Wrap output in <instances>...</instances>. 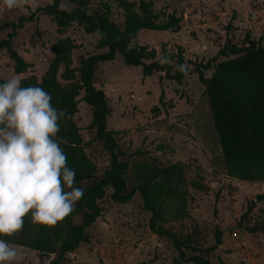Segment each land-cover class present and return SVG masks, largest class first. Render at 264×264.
Listing matches in <instances>:
<instances>
[{"label":"rangeland","instance_id":"obj_1","mask_svg":"<svg viewBox=\"0 0 264 264\" xmlns=\"http://www.w3.org/2000/svg\"><path fill=\"white\" fill-rule=\"evenodd\" d=\"M52 0H29L24 8L8 10L0 0V21L17 22L28 18L36 9ZM125 1L136 10L141 0H94L91 10L100 3L110 6V19L122 26ZM161 16L181 17L176 31H140L138 43L154 48L182 51L187 65L206 64L227 44L239 46L248 42L264 46V0H146ZM67 10L72 5L63 3ZM10 29L0 30V40ZM69 38L75 44L72 67L81 59L104 52L98 47L99 34H88L73 23L59 32L46 15L27 20L13 39V49L30 65L17 74L7 52H0V78L20 80L34 75L38 80L51 63L55 42ZM223 58L211 63L216 65ZM213 70L204 72L210 77ZM94 85L108 99L111 112L107 129L115 136L128 164L127 184L134 185L152 176L151 170L177 164L182 168L178 182L179 196L165 199L163 227L181 240L200 250L186 251L187 256L201 254L211 264H264V182H249L227 174L223 155L211 115L205 87L197 75H186L180 83L167 81L163 73L145 77L140 67L126 66L120 56L99 63ZM74 121L83 139V151L101 177L110 158L96 139L92 128L91 108L78 97ZM89 184L84 182L82 186ZM111 190L99 201L101 215L86 229L88 241L66 253L58 264H191L178 259L172 242L149 228L150 213L136 192L125 204L110 199ZM263 196L262 200L258 197ZM62 224L58 221L56 224ZM80 224L81 217L75 216ZM30 215L22 231L0 236L14 244L22 254L16 264H51L57 253L40 255L28 243L40 227ZM222 232V243L211 249L216 232Z\"/></svg>","mask_w":264,"mask_h":264},{"label":"trees","instance_id":"obj_2","mask_svg":"<svg viewBox=\"0 0 264 264\" xmlns=\"http://www.w3.org/2000/svg\"><path fill=\"white\" fill-rule=\"evenodd\" d=\"M93 1L52 0L50 4L36 9L28 18L19 17L17 22L10 23L0 21V30L10 29L6 37L0 40V52L8 53L17 74L27 72L30 65L13 49L12 42L24 23L35 15L51 17L59 32L73 23L88 34L97 32L100 37L98 47L105 49L81 59L79 66L72 67L75 44L69 38H61L55 42L53 59L40 80L34 75L21 80L22 87L45 89L52 97L53 106L66 111L67 118L59 122L60 131L55 139L67 155V166L75 169L74 186L84 190L74 211L61 220L62 224L40 227L37 236L28 245L40 255L56 252L57 258L51 264H58L66 253L75 251L80 244L88 241L86 229L100 217L99 201L108 190L112 191L110 199L117 204L129 202L137 192L144 209L150 213V230L172 242L180 262L211 264L201 254L187 256L188 250H200L162 225L165 199L179 196L177 183L183 180L179 165L154 168L150 178L131 188L128 186V164L122 159L123 152L115 137L118 132L107 129L111 109L104 92L94 85V72L99 63L112 61L118 55L126 66L140 67L145 77L163 73L167 81L180 83L186 75H197L205 87L227 174L243 181L264 182V46L255 42L241 46L227 44L214 59L206 64L188 65L190 70L182 73L176 67L177 64H186L182 51L174 53L162 49L161 56L170 54V63L162 65L158 52L140 45L137 39L140 31L178 30L182 21L180 16L169 14L163 17L154 10L150 1L141 0L136 10L123 1L124 20L120 26L110 19V6L107 3L102 2L96 10H91ZM65 2L72 8H62ZM218 58L223 60L212 66L211 63ZM211 69V76L205 77L204 72ZM4 82L6 80L0 78V84ZM80 94L82 101L91 108V126L95 129L96 139L110 158V164L101 177L95 176L96 167L83 151V139L74 121ZM88 181L89 184L82 186ZM258 199L262 200L263 196ZM78 215L81 223L75 224L74 217ZM260 230H264V227L256 231ZM221 243L222 232L218 231L211 249H216Z\"/></svg>","mask_w":264,"mask_h":264},{"label":"clouds","instance_id":"obj_3","mask_svg":"<svg viewBox=\"0 0 264 264\" xmlns=\"http://www.w3.org/2000/svg\"><path fill=\"white\" fill-rule=\"evenodd\" d=\"M2 2L12 10L29 0ZM159 63H170V54ZM176 67L182 73L190 70L186 64ZM51 100L45 89L22 87L16 76L0 84V236L22 231L29 214L33 223L55 225L84 195L83 188L74 186L75 169L67 166V155L55 139L67 113ZM21 259L14 244L0 239V264Z\"/></svg>","mask_w":264,"mask_h":264}]
</instances>
